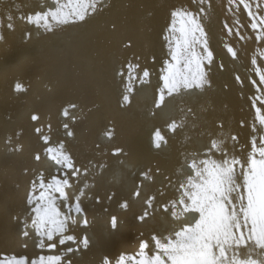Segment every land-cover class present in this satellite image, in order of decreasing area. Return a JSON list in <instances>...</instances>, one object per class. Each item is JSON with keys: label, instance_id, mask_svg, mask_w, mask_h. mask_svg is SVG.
Returning <instances> with one entry per match:
<instances>
[{"label": "bare ground", "instance_id": "obj_1", "mask_svg": "<svg viewBox=\"0 0 264 264\" xmlns=\"http://www.w3.org/2000/svg\"><path fill=\"white\" fill-rule=\"evenodd\" d=\"M244 2L249 9L239 0H101L97 11L85 20L53 22L48 30L26 17L54 9V0H0V264H10L13 257L31 261L61 253L59 264H102L103 257L115 264L122 254L138 253L142 240L148 241L146 251L151 255V237L169 234L174 219L170 203L191 174L187 166L192 155L206 159L204 152L211 141L220 140L229 158L246 160L253 136L259 146L264 135L256 113L260 108L264 114V83L260 81L264 39L257 40L258 30L251 28L248 15L251 10L257 19L264 17V0ZM201 7L205 13L200 22L213 52L211 65L205 61L202 66L209 84L166 95L158 108L161 70L166 61L171 62L165 39L166 35L171 38V14L177 8L196 13ZM9 23L12 28L7 27ZM180 25L177 19L176 27ZM226 46L237 51L236 58ZM144 70L149 72L147 78H143ZM121 71L123 75H118ZM129 82L133 91L124 103ZM17 83L26 91H16ZM65 108L68 116L62 114ZM32 114L40 119L32 121ZM172 121L182 126L169 131L167 124ZM38 127L43 129L41 134L35 131ZM157 128L167 140L160 148L153 142ZM42 134L50 137L47 145ZM61 143L80 169L77 177L67 170L72 185L65 189L68 203L88 184L80 204L89 223L83 226L81 216L74 214L76 223L68 224L65 235L75 236L76 243L60 245L57 236L52 241L56 248H40V237L32 227L34 214L29 215L34 205L27 201L32 182L41 172L45 183L52 175H60L45 149ZM116 149L123 151L116 153ZM37 153L39 161L34 159ZM212 158L219 160L222 153L213 150ZM137 188L139 197L133 195ZM149 197H154L151 208L145 204ZM125 201L127 209L120 207ZM145 209L151 215L139 221ZM60 211H65L63 204ZM112 216L117 217L116 228L111 226ZM85 235L89 247L80 245L76 250ZM68 247L74 251L68 253Z\"/></svg>", "mask_w": 264, "mask_h": 264}, {"label": "snow or ice", "instance_id": "obj_2", "mask_svg": "<svg viewBox=\"0 0 264 264\" xmlns=\"http://www.w3.org/2000/svg\"><path fill=\"white\" fill-rule=\"evenodd\" d=\"M100 2L101 0H68L66 4H60L59 0H54L56 4L54 9L35 12L26 18L37 27L50 30L53 22L68 24L72 21L85 20L86 16L97 11ZM198 2L204 3V0H198ZM229 3H236V0H229ZM239 4H242L245 9L250 8L244 0H239ZM204 13L205 9L201 7L196 13L187 8H177L171 14L173 19L168 29L171 38L168 35L165 36L169 44L171 62L166 61V67L161 70L163 87L159 89V99L156 102L158 108L165 103L166 95L171 97L173 94H180L182 90L203 89L209 84L202 66L205 61L211 65L213 52L207 46L206 33L200 22ZM248 15L253 21L251 28L258 30L257 40L264 39V17L257 19L251 10L248 11ZM177 19L181 22L179 28L176 27ZM8 20H12L11 15L8 16ZM7 27L12 28L13 25L9 23ZM231 31L232 29H229L230 33ZM0 39H3L2 35ZM240 39L244 37L241 36ZM226 47L231 56L236 58L237 51L231 46ZM260 55L264 56V52ZM251 63L256 65L255 56ZM176 65H182V67L175 68ZM128 67L131 80L133 69L131 65ZM220 67L222 69L223 64ZM118 75H123V71ZM142 75L143 78H147L149 72L144 70ZM236 79L240 81L239 76ZM260 81L264 83V74H260ZM141 82L143 83L144 80ZM252 83L256 82L252 81ZM15 90L26 91L21 83L15 85ZM132 91L133 88L129 82L125 86L124 103L129 102V93ZM69 107L75 108V105ZM256 113L259 125L264 130V114H261L260 108H256ZM62 114L68 116V108H65ZM39 119V115L32 114V121ZM178 126L182 125H177L175 121L167 124L169 131H175ZM63 127L68 129L67 124ZM35 131L41 134L43 129L38 127ZM67 135H72L70 130ZM107 135L111 136V131ZM40 138L46 145L49 143L48 135L42 134ZM232 139L236 138L233 136ZM153 142L156 148L167 143L159 128L153 133ZM213 150L222 153V158L213 159ZM121 151L123 150H115L116 153ZM45 155L54 163L56 172L60 175H52L45 183L44 174L41 172L32 182V190L27 202L29 205H34L29 215L34 214L32 227L36 229L40 237L38 247L47 246L54 249L57 243L52 241L57 236L60 245H65L69 241L76 243L75 236L65 235L68 224L76 223L74 214L81 216L83 226L88 225L89 221L83 215L80 197L84 195V188L89 185L85 183L79 195H76L74 201L69 204L65 189L71 188L72 185L69 183L67 170L71 169V176L77 177L80 175V169L75 168L71 157L64 152L62 143L55 148L47 147ZM204 155L206 159H198V154L192 155L191 163L187 166L191 174H188L180 183L179 196L170 203L172 209L170 216L174 219L168 230L169 234L164 235L161 232L159 236L151 237L153 242L151 255L146 251L149 249L148 241L142 240L138 253L122 254L115 264H264V135L260 138L259 146H257L256 136H253L251 152L243 163L238 157L229 158L227 151L223 148V141L220 140H212ZM34 159L39 161L41 155L37 153ZM141 175L151 179L147 172ZM37 190L39 194L35 195ZM133 195L140 196L139 188ZM111 198L109 196V199ZM153 200L154 197L145 200L148 208H151ZM61 204L65 208L64 212L60 211ZM120 207L127 209V201L122 202ZM165 210H168L167 206ZM150 215V211L145 209L137 219L145 221ZM111 226L117 227L116 216L111 217ZM45 240L49 241L47 245ZM80 245L85 249L89 247V238L86 235L79 241L76 250H79ZM66 251L71 253L74 249L68 247ZM63 255L64 253L47 257L41 255L31 261L26 257H13L10 264H59ZM102 264H112V261L108 257H103Z\"/></svg>", "mask_w": 264, "mask_h": 264}]
</instances>
